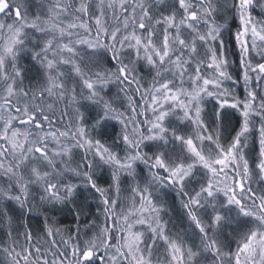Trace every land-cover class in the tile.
I'll list each match as a JSON object with an SVG mask.
<instances>
[{"label": "snow or ice", "instance_id": "6c2138e0", "mask_svg": "<svg viewBox=\"0 0 264 264\" xmlns=\"http://www.w3.org/2000/svg\"><path fill=\"white\" fill-rule=\"evenodd\" d=\"M81 187L103 223L13 231ZM0 222L4 264H264V0H0Z\"/></svg>", "mask_w": 264, "mask_h": 264}, {"label": "trees", "instance_id": "16d2710c", "mask_svg": "<svg viewBox=\"0 0 264 264\" xmlns=\"http://www.w3.org/2000/svg\"><path fill=\"white\" fill-rule=\"evenodd\" d=\"M37 1H35L36 5ZM225 41L226 44L228 45L229 48V55L231 59H236L235 56L231 55L232 52V42L231 40L227 37V34L225 35ZM20 64L26 68L30 69L28 72L29 76H35L36 75V69L33 67V62L27 58L26 56L21 59ZM27 82V81H26ZM241 87H239L238 94H241ZM112 94L114 95L117 92V88L115 86L112 87ZM214 101L209 100L207 106H206V111L208 113V120L207 122L211 123L213 119V109H214ZM116 107L120 111H125L127 109V101H124V106L121 107L120 104L118 103ZM229 113V120L230 124L227 126L228 131H231L232 128H238V117L239 113L235 112L231 109L227 110ZM95 113H92L94 115ZM121 125L116 122L110 120L102 129V135L103 138L108 142L111 143L112 139L116 137L117 133L120 132ZM228 133L225 132V135ZM99 138V137H98ZM123 147L122 143L120 145ZM143 167V165H141ZM97 176L99 177L98 183L102 187H107L108 183H110V170L104 169L103 171H98ZM35 195V193H34ZM126 195V193H125ZM163 199L166 202V206L169 209V216H171L172 219V225L174 226L173 230H180L183 228L188 227V222L186 218L184 217L183 210L180 206L179 203V198L175 195L174 192L168 191L166 193L161 194ZM34 204L37 206L33 208L32 212L29 213L27 209H20L19 205H17L15 202H11L7 205L9 208L10 215L13 216L14 223H13V231L15 232L16 230H19L21 232L24 231L23 227H19V224L25 225L30 231H32L34 234L39 235L40 240L38 243H47L50 242L52 239L59 240V236L55 237H48L47 240L44 238L43 234V228H44V217L45 215L51 216L53 220L55 221V227H71L75 229L77 224L81 228H83L86 224L91 223L93 221H96V217L99 215V221L98 223H103V216L98 213V207L100 205V201L97 196H94L93 193L84 187H81L79 189V192L77 194L76 198V203L77 205L82 208L81 214L77 218L74 215V212L79 210L73 205H69V207L73 208V211L70 212L68 208H64L60 211L56 212H48L45 213L43 209L39 206L38 204V198L37 200L33 201ZM166 219L168 217H165ZM51 223V221H49ZM9 231L7 225L3 222H0V241L6 240L7 239V232ZM4 256L3 254H0V264H4Z\"/></svg>", "mask_w": 264, "mask_h": 264}, {"label": "rangeland", "instance_id": "374dc122", "mask_svg": "<svg viewBox=\"0 0 264 264\" xmlns=\"http://www.w3.org/2000/svg\"><path fill=\"white\" fill-rule=\"evenodd\" d=\"M35 1H37L36 5L38 6V4H39V0H35ZM33 10H34V11L38 10V7L34 6V7H33ZM254 14H255V13H254ZM226 86H228V85H226ZM237 89H239V88H237ZM237 89H236V91L238 92ZM240 90H241V94H240V96L243 97V95H244V90H243L242 87H241Z\"/></svg>", "mask_w": 264, "mask_h": 264}]
</instances>
